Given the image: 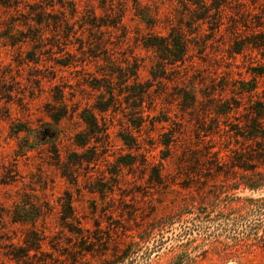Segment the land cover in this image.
<instances>
[{
  "label": "rangeland",
  "instance_id": "obj_1",
  "mask_svg": "<svg viewBox=\"0 0 264 264\" xmlns=\"http://www.w3.org/2000/svg\"><path fill=\"white\" fill-rule=\"evenodd\" d=\"M207 1L0 0V264H264V0Z\"/></svg>",
  "mask_w": 264,
  "mask_h": 264
},
{
  "label": "trees",
  "instance_id": "obj_2",
  "mask_svg": "<svg viewBox=\"0 0 264 264\" xmlns=\"http://www.w3.org/2000/svg\"><path fill=\"white\" fill-rule=\"evenodd\" d=\"M185 4L187 5L188 9H190L189 14L191 19H195L196 21L203 20L207 18V13L209 10H211L210 4L208 3L207 0H184ZM215 8L216 13L219 11L218 7H213ZM192 12V13H191ZM189 17V18H190ZM94 22H92L93 24ZM144 46L152 48L155 53L157 54V63L158 64H163V65H174L177 62H181L184 59V56L186 55L187 52V43L186 40L183 38V34L181 33L179 28L176 29H170L168 32V35L166 37H148L144 41ZM133 76H136V73H132ZM143 94H145L144 90H141L139 92H133V91H128V95H130V98L134 100L132 106H138L137 101H141L143 98ZM262 98L264 100V89L262 91ZM105 110V109H101ZM100 110V111H101ZM65 112V111H64ZM65 113L59 114V116H64ZM54 121L58 120V116L56 115H51L50 116ZM80 118L82 119L83 123L85 124L86 129L90 132H95L96 129L98 131V124L95 116L90 113L87 109H84L80 113ZM142 118V115L140 116ZM134 125V124H132ZM82 135L81 133L75 135V143L78 146H83L86 144V141L80 136ZM170 139H167L164 144L166 146H169Z\"/></svg>",
  "mask_w": 264,
  "mask_h": 264
}]
</instances>
